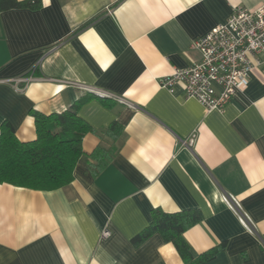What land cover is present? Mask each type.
Masks as SVG:
<instances>
[{
    "label": "crops",
    "instance_id": "1",
    "mask_svg": "<svg viewBox=\"0 0 264 264\" xmlns=\"http://www.w3.org/2000/svg\"><path fill=\"white\" fill-rule=\"evenodd\" d=\"M261 4L41 0L0 10V127L31 141L33 110L85 99L78 115L92 128L67 186L0 183V264H185L157 232L133 242L155 208L200 210L183 232L190 253L219 250L199 264H264V64L222 111L186 98L181 83L173 93L158 84L199 58L194 39L235 5ZM114 121L118 136L106 132Z\"/></svg>",
    "mask_w": 264,
    "mask_h": 264
},
{
    "label": "trees",
    "instance_id": "2",
    "mask_svg": "<svg viewBox=\"0 0 264 264\" xmlns=\"http://www.w3.org/2000/svg\"><path fill=\"white\" fill-rule=\"evenodd\" d=\"M41 0H0V10L11 8L36 9ZM85 99H80L62 112L44 114L33 110L36 138L19 141L14 128L4 122L0 127V183H8L35 190H54L67 186L73 180V169L84 154L81 141L92 130L78 115V109ZM107 134L118 136L122 126L115 121L106 130ZM103 149L97 147L90 157L97 158ZM107 163L102 156L96 167ZM202 214L198 209L167 213L155 208L151 221L132 240L140 243L153 233H159L165 242H171L185 264H199L211 260L219 246L212 247L193 257L183 232L198 223Z\"/></svg>",
    "mask_w": 264,
    "mask_h": 264
},
{
    "label": "built area",
    "instance_id": "3",
    "mask_svg": "<svg viewBox=\"0 0 264 264\" xmlns=\"http://www.w3.org/2000/svg\"><path fill=\"white\" fill-rule=\"evenodd\" d=\"M199 58L161 77L160 87L173 93L181 83L186 98L206 111H222L233 95L249 83L251 71L264 64V4L235 5L228 19L191 44ZM109 235L104 229L102 236Z\"/></svg>",
    "mask_w": 264,
    "mask_h": 264
},
{
    "label": "snow or ice",
    "instance_id": "4",
    "mask_svg": "<svg viewBox=\"0 0 264 264\" xmlns=\"http://www.w3.org/2000/svg\"><path fill=\"white\" fill-rule=\"evenodd\" d=\"M45 2H47V0H45Z\"/></svg>",
    "mask_w": 264,
    "mask_h": 264
}]
</instances>
